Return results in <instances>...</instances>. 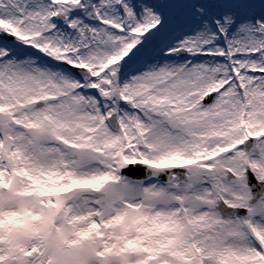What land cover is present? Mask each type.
I'll use <instances>...</instances> for the list:
<instances>
[{
	"label": "snow or ice",
	"instance_id": "snow-or-ice-1",
	"mask_svg": "<svg viewBox=\"0 0 264 264\" xmlns=\"http://www.w3.org/2000/svg\"><path fill=\"white\" fill-rule=\"evenodd\" d=\"M0 264H264V0H0Z\"/></svg>",
	"mask_w": 264,
	"mask_h": 264
}]
</instances>
